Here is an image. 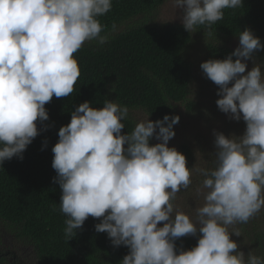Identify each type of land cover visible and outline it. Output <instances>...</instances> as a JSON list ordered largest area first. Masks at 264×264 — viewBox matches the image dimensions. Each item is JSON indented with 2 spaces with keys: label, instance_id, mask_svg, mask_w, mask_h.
<instances>
[{
  "label": "clouds",
  "instance_id": "obj_1",
  "mask_svg": "<svg viewBox=\"0 0 264 264\" xmlns=\"http://www.w3.org/2000/svg\"><path fill=\"white\" fill-rule=\"evenodd\" d=\"M174 3L183 12L184 29L191 32L211 27L223 19L225 9L240 7L243 0ZM111 7L112 0H0V165L23 159L39 135L37 121L49 119L45 105L54 96L74 92L80 76L74 54L86 42H106L98 17ZM238 38L239 46L227 58L200 65L219 88L218 109L243 119L246 129L239 138L214 133L217 166L201 170L203 188L209 191L196 209V222L173 205L192 175L186 157L168 146L179 116L148 118L121 134L126 106L105 100L97 109L84 102L59 129L52 148L53 182L62 192L59 205L67 217L68 241L93 217L101 221L95 230L106 232L113 246L129 248L121 264H264L251 254L246 261L231 239L240 233L228 230L264 209V73L259 65L247 70V61L264 44L250 29ZM153 138L160 142L151 145ZM197 233V245L177 254L175 241Z\"/></svg>",
  "mask_w": 264,
  "mask_h": 264
},
{
  "label": "trees",
  "instance_id": "obj_2",
  "mask_svg": "<svg viewBox=\"0 0 264 264\" xmlns=\"http://www.w3.org/2000/svg\"><path fill=\"white\" fill-rule=\"evenodd\" d=\"M165 1L112 0L111 10L98 17L106 42H86L74 54L80 68L74 92L68 97L54 96L45 105L49 119L37 121L39 135L23 152V159L13 157L0 165V224L15 244L30 249L34 264H121L129 254V248L113 246L106 232L95 230L101 222L97 218L89 217L71 240L65 237L67 217L60 211L61 189L53 182L57 173L52 168V148L58 142L59 129L70 123L72 112L84 102L97 109L105 100L126 106L128 115L122 121L121 134L134 130L136 123L130 114L136 111L152 122L165 115L177 116V105H184L186 113L197 114L190 102L193 73L186 58L192 33L181 25L154 22ZM245 29L264 44V0H243L242 6L225 9L223 19L211 27L194 30L204 37L207 57L223 60L232 53L231 40L239 41ZM253 60L264 71V50L255 52ZM150 144L155 145L153 140ZM179 152L190 163L186 144L180 145ZM258 233L251 249L264 259V209ZM198 239H177V254L191 250ZM13 254L0 244V264H17Z\"/></svg>",
  "mask_w": 264,
  "mask_h": 264
},
{
  "label": "rangeland",
  "instance_id": "obj_3",
  "mask_svg": "<svg viewBox=\"0 0 264 264\" xmlns=\"http://www.w3.org/2000/svg\"><path fill=\"white\" fill-rule=\"evenodd\" d=\"M183 12L175 6L174 0H166L155 14L156 24H176L182 25L181 18ZM192 41L186 51V58L192 66L193 77L190 83L191 99L197 114L186 113L184 105L176 106V113L179 116V123L173 126L174 138L168 142L169 147H175L179 151L181 144H186L191 153V161L187 163L188 168H192L191 184L188 189H182L176 194L173 201L175 211L184 212L189 215L193 222L197 220L196 209L205 203L204 195L209 191L203 188L201 170H213L217 166L215 135L222 133L226 137H242L246 124L241 119L236 121L230 115L222 113L216 104L220 98L217 95L219 88L209 80L202 72L200 65L208 60L204 48V37L196 35V31H191ZM239 46V41L232 39L230 50L233 52ZM236 58L234 57L233 60ZM248 68L258 65L255 60L247 61ZM262 71V69H261ZM264 73V71H262ZM231 86V85H229ZM135 123L146 121L148 118L142 112L136 111L130 114ZM158 132V129H157ZM234 136V137H233ZM154 144L159 143L155 138ZM175 214V212H174ZM0 224V244L6 252H13L17 264H34L32 253L28 247L15 244L12 236ZM229 233L238 231L240 236L233 235L232 240L239 245V251L244 252L245 260L249 254L254 255L251 249L252 241L258 237L261 231V211L252 217L247 223H236L228 226ZM197 238L200 234L197 233Z\"/></svg>",
  "mask_w": 264,
  "mask_h": 264
}]
</instances>
